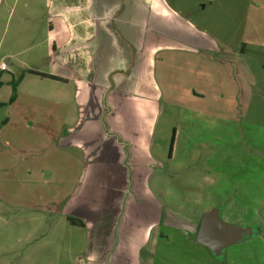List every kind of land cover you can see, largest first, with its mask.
Listing matches in <instances>:
<instances>
[{"label": "rangeland", "instance_id": "1", "mask_svg": "<svg viewBox=\"0 0 264 264\" xmlns=\"http://www.w3.org/2000/svg\"><path fill=\"white\" fill-rule=\"evenodd\" d=\"M5 2L0 8V61L8 51L17 55L9 69H0V124L10 118L2 135L13 141L0 144V150L13 164L12 157L25 151L28 137H43L48 125L44 107L52 81H39L23 61L33 65L29 68L47 71L51 63L45 52L53 39L47 25L42 30L34 25L31 34L26 30L30 36L15 43V21L24 0ZM177 3L189 25L180 30L182 41L153 48L147 64V93L161 103L154 117L155 162L150 164L148 184L167 206V226L151 228L147 264H264V0ZM31 118L36 122H24ZM44 141L39 140L41 150ZM16 179L25 182V171L17 177L0 173L1 201L15 200ZM242 186L247 194L237 197L235 189ZM224 198L231 206L220 205L218 199ZM238 202L244 218L253 221L241 223L247 225L245 240L220 253L199 244L197 228L210 205L219 208L224 220L237 221L239 208L232 204ZM8 220L0 221V264H75L83 257L79 246L67 251L63 239L41 236L47 220ZM253 228L259 229L257 235ZM67 235L72 243L79 236Z\"/></svg>", "mask_w": 264, "mask_h": 264}, {"label": "crops", "instance_id": "2", "mask_svg": "<svg viewBox=\"0 0 264 264\" xmlns=\"http://www.w3.org/2000/svg\"><path fill=\"white\" fill-rule=\"evenodd\" d=\"M31 1L24 0L17 15L13 40L30 36L34 25L37 30L47 25L53 39L45 52L51 63L47 71L29 68L33 65L23 61L27 70L51 76L28 72L39 81H52L44 107L48 125L43 150L41 134L28 137L25 151L12 157L13 164L0 150V173L17 177L25 171L27 177L25 182L16 179L14 201L0 199V221H9L8 216L47 220L41 236L63 239L67 251L79 246L83 257L75 264H147L151 228L167 226V206L148 184L150 164L155 162L154 117L161 103L147 93V64L153 48L182 41L180 30L189 26L183 9L177 0H34L32 6ZM4 4L1 0L0 8ZM14 55L5 53L4 70ZM17 99L16 93L13 101ZM2 132L3 127L0 144L12 143ZM247 190L235 189L236 196ZM218 200L224 208L231 206L229 198ZM232 205L239 208L240 217L222 220L243 227L247 225L241 223L253 222L244 218L241 202ZM67 216L83 225H72ZM73 233L79 235L74 243L67 235ZM258 233L253 228V234Z\"/></svg>", "mask_w": 264, "mask_h": 264}, {"label": "water", "instance_id": "3", "mask_svg": "<svg viewBox=\"0 0 264 264\" xmlns=\"http://www.w3.org/2000/svg\"><path fill=\"white\" fill-rule=\"evenodd\" d=\"M219 208L206 211L199 222L196 240L220 253L226 245L238 241L247 232V228L222 220Z\"/></svg>", "mask_w": 264, "mask_h": 264}, {"label": "trees", "instance_id": "4", "mask_svg": "<svg viewBox=\"0 0 264 264\" xmlns=\"http://www.w3.org/2000/svg\"><path fill=\"white\" fill-rule=\"evenodd\" d=\"M28 71L29 72H33V73H36V74H39V75H42V76H50V75H47V74H44V73H41V72H38V71H34V70H28ZM13 96L14 95L12 94V96H11L10 99H12ZM173 132H174V130H173ZM173 139H174V133H173V135L171 137V142H170V147H169V154H170V152L172 150ZM66 218L69 221V223H71L72 225H80V226L83 225V222L80 219H78V218H75L73 216H67Z\"/></svg>", "mask_w": 264, "mask_h": 264}, {"label": "built area", "instance_id": "5", "mask_svg": "<svg viewBox=\"0 0 264 264\" xmlns=\"http://www.w3.org/2000/svg\"><path fill=\"white\" fill-rule=\"evenodd\" d=\"M6 65H7V64H6L5 61H1V62H0V69H1V70L6 69Z\"/></svg>", "mask_w": 264, "mask_h": 264}]
</instances>
